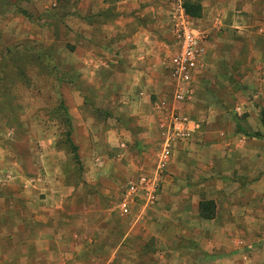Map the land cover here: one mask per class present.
<instances>
[{
  "label": "rangeland",
  "instance_id": "1",
  "mask_svg": "<svg viewBox=\"0 0 264 264\" xmlns=\"http://www.w3.org/2000/svg\"><path fill=\"white\" fill-rule=\"evenodd\" d=\"M108 1L111 10L99 7L96 14L91 13L94 0L2 1L0 238L6 243L8 221L39 215L36 202L40 190L51 192L46 201L48 208L42 211L43 219L56 221L55 225L63 226L67 235V228L78 231L80 236L85 231L93 237H98L99 232L103 234V230H112L107 238L111 244L132 226V219H138L140 213L145 221L152 209L167 214L177 205L191 208L192 198L198 201L202 217H214V191L232 190L227 203H223L221 196L220 206L228 204L235 209L237 224L223 230V258H209L205 263L264 264V162L242 163L240 158L232 163L222 162L225 154L221 150L206 153V148L204 151L200 146L206 120L215 134L222 130L230 136L235 124V133L240 132V117L234 108L245 103L246 98H250L264 124V94L259 95L261 99H253L249 93L253 85L264 88V83H252L236 65V58L246 53L243 39L229 34L219 40L213 17L201 23L190 18L201 16L202 6L197 2L200 0H180L181 4L175 0H144L141 9L151 10L138 24L129 19L136 11L135 0L122 2L119 11H114L116 0ZM153 7L159 8L157 12ZM101 19L132 33L138 32L137 27L142 30L132 41L124 36L117 38L112 49V55L117 57L109 58L99 72L107 80L95 83L91 81V55L101 53H91V24ZM183 20L205 36L208 51L193 80L192 100L178 102L169 63L175 52L177 28ZM123 44L128 46L126 54H120ZM121 62L122 65L111 69ZM132 71L142 74L141 87L148 95L147 112L140 119L135 114L137 120L118 109L125 105L122 92L129 86L124 75ZM232 92H238L237 97ZM222 106L229 116L224 121L218 119L223 117ZM135 111L139 112V108ZM174 117L191 119L198 127L186 140L170 138ZM137 123L144 126L145 132L134 129ZM119 125L129 126L134 133L135 142L129 148L122 146L125 135L113 136L111 144L104 133L106 127L115 130ZM183 141L187 142L185 151L190 153L184 159L176 155V161L181 159L183 164L159 167L166 143L170 150H179ZM231 150L227 154H233ZM241 150L245 155V149ZM256 152L258 159L264 153L263 145L257 143ZM216 160L221 161L220 167L225 171L231 170L226 172L227 176L207 173L206 168ZM142 175H156L155 203L144 208V200L136 199L129 214L120 213L118 205L124 190ZM29 190H34L31 195ZM55 190H63V194L56 196ZM67 190L70 194H66ZM62 199L71 205L57 210L55 205ZM243 207L248 212L241 214ZM163 215L161 218L168 220ZM71 222L75 223L74 228ZM196 222L186 226L189 235H207L208 228L201 231ZM138 225L135 223L132 230L141 237L143 227ZM13 226L12 230L21 227ZM51 228L45 231L50 237ZM173 230L169 226L161 234L170 237ZM68 236L79 244V238ZM71 243L66 240L64 251L70 252ZM85 258L84 255L82 259Z\"/></svg>",
  "mask_w": 264,
  "mask_h": 264
},
{
  "label": "crops",
  "instance_id": "2",
  "mask_svg": "<svg viewBox=\"0 0 264 264\" xmlns=\"http://www.w3.org/2000/svg\"><path fill=\"white\" fill-rule=\"evenodd\" d=\"M2 1L4 0H0V7ZM92 1L93 0H91V2ZM94 1L96 2L91 8L93 9L91 13L96 14L99 7H109L111 10L112 5L108 0ZM127 1L128 0H116L113 5L114 11H119L122 2ZM143 1L144 0H135L136 11L132 13L131 17L129 16V19H133L137 24L138 20L143 19L145 13L151 10V8L148 10L141 9ZM175 1L181 4L180 0ZM197 2L202 6L201 16L190 18L199 20L201 23L203 19L213 17L215 19V36L219 40L220 38L224 40V36L229 34L243 39L246 53L236 58L238 62L236 65L241 69V74L247 73V78H250L252 83H264V0H200ZM153 8L154 12H157L159 9H157V7ZM125 17H127V14ZM101 20L102 21H95L91 24V53L92 51L101 53L100 55H91V81L95 83L101 81L102 77L99 72L107 66L106 61L109 58L117 57L112 55V49L116 47L118 39L124 36L127 38V41H132L133 38L139 34V31L142 30V27H137L136 30H138V32L132 33L129 32L127 28H119L114 23H108L104 19ZM124 44L126 45L127 42H124ZM136 44L137 48H139L140 44L137 42ZM127 49L128 46H124L120 54L122 51L126 54ZM231 60L233 61V58ZM137 63L141 64L142 62H136L135 65ZM122 64L121 62L120 64H116V67L111 66V69H115ZM124 77L125 81L129 83V86L122 92V97L126 99L125 105L120 106L121 108L119 107L118 109H122L129 117L133 115V120H137L135 114L138 115L140 119L147 112V105L145 103L148 99L147 92L141 87L143 76L137 71H132L129 74L125 73ZM102 80L106 81L107 78L104 77ZM243 81L244 78H241V82ZM233 93L234 92H232V95L237 97L238 92ZM249 93L253 99H261L262 97L259 95L264 94V88H258L253 85ZM134 100L139 101V103L136 104ZM136 108H139V112L135 111ZM226 110L227 108L222 106L220 114L223 117H219L218 119L224 121L229 117ZM234 110H236V113L240 117L238 130L242 133H235L237 126L235 124L232 125V135L228 136L227 133L222 130L217 131L215 134L209 128L210 122L206 120L202 129L205 135L200 145L204 147L202 150L205 151L206 148V153L211 150H221L222 153L225 154L224 160H221L222 162L229 161L232 163L239 158L242 163L253 162L254 160L264 162V153L259 155L258 159L256 154L257 143L264 147V136L262 134L264 131V124L261 119V114L255 109L250 98H246L245 103L236 105ZM111 120L117 122L114 118H111ZM139 122L138 120V123ZM138 123L135 124L134 129L137 128L140 132H145L144 130L146 129L142 128L144 126ZM223 126L225 125L223 124ZM104 133L108 136V141L111 144H114L115 139L113 136H117L119 133L126 136L123 139L125 142H122V146L129 148V146L135 142L134 133L129 126L125 127L119 125V128L115 130L106 127ZM240 137L242 139H240ZM117 139H119V136ZM116 142L118 143V140ZM180 144L182 146L179 147V150L175 148L172 150L169 149V156L164 161L163 167H166L167 164H183L181 163L183 162L181 159H178L180 163L176 161V155H181L183 159L185 156H189L190 153L185 151L187 142L183 141ZM234 144H236L235 148H233ZM233 149L237 150V153L232 152ZM241 149H245V155L241 154ZM229 150H231L233 154H227ZM231 155L236 157V159L234 160ZM221 161H213L210 166L206 168L207 173L217 177L222 175L227 176V173L231 170L225 171L221 168ZM33 191L34 190H29V195H31ZM55 191L56 196H58V193L63 194V190L60 192H58L59 190ZM69 191L70 190H67L66 194H70ZM214 192L216 194L215 214L214 217L209 219L200 215V209L197 206L198 201H194V198H192L193 207L191 205V208L185 207L184 204L179 206L174 204L176 207L171 208L167 214L161 209H152L148 217H145V221L143 220V214L140 213L138 219H132V226L130 228L127 227V229L125 228V233L113 240L112 244L107 240L112 230H103V234L99 232L100 235H98V237H93L89 235L88 232L85 233L84 230H82L84 233H81L80 236L78 231L74 233V231L67 228L68 235H71V237L73 236V238H79L78 244V242H73L66 234L63 226L59 227L57 224L55 225V223H57L56 221L43 219L42 211H46L48 208L46 201H48V196L51 192L48 194V190H40L36 202L39 215H35V218L28 215L29 218L25 220L14 219L8 221V228L10 229L8 231L6 243L0 238V264H206L205 262L209 258H213L217 261L218 258H223V230L225 226H236L237 220L233 216L235 209H232L230 205L226 204L229 201V195H232L233 191L216 190ZM192 195H194V193ZM221 196H223V203L226 202V205L220 206ZM184 197L186 199V196ZM183 199L184 198L180 197L181 201ZM196 199H198V197ZM184 201L185 200L182 202L184 203ZM67 204L71 205V203L69 204L62 199L61 203H56L55 206L56 209L59 210L67 206ZM241 212V214H244L248 211L246 207H243L241 208ZM161 214H165L163 215L164 217L167 215L168 220L161 218ZM193 221H197L196 223H198L201 231H203L202 228H208V234L206 235L205 232H203L198 235L190 236L186 226ZM137 222L139 223L138 226L143 227L141 230V237L135 235L132 230L133 225ZM13 224L15 228L21 227L12 230ZM71 224L74 228L75 223L71 222ZM76 224L79 225L77 222ZM45 225L47 226L45 227ZM169 226L174 228L173 234H171L170 237L162 235L161 233L167 231ZM48 228H51L53 232L52 237L45 232ZM213 229L215 231H213ZM17 230L19 231L17 232ZM66 240L67 242H72L70 252L64 251ZM108 244L109 247H107ZM94 248H99L100 250L95 251L93 250ZM84 255L86 258L82 259Z\"/></svg>",
  "mask_w": 264,
  "mask_h": 264
},
{
  "label": "built area",
  "instance_id": "3",
  "mask_svg": "<svg viewBox=\"0 0 264 264\" xmlns=\"http://www.w3.org/2000/svg\"><path fill=\"white\" fill-rule=\"evenodd\" d=\"M175 52L170 59V76L175 84V100L190 101L193 98V80L202 66L208 45L205 36L183 20L176 32ZM197 125L187 118L174 117L170 122V138L186 140L197 129ZM170 138H167L168 141ZM169 145L163 149L159 167L169 156ZM156 175L140 176L135 183L129 184L122 194L118 209L122 214H129L136 199L144 200V208L155 203Z\"/></svg>",
  "mask_w": 264,
  "mask_h": 264
},
{
  "label": "trees",
  "instance_id": "4",
  "mask_svg": "<svg viewBox=\"0 0 264 264\" xmlns=\"http://www.w3.org/2000/svg\"><path fill=\"white\" fill-rule=\"evenodd\" d=\"M75 156H76V154H75Z\"/></svg>",
  "mask_w": 264,
  "mask_h": 264
}]
</instances>
